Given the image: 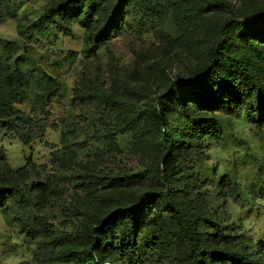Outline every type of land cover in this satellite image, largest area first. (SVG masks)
<instances>
[{"label": "trees", "instance_id": "obj_1", "mask_svg": "<svg viewBox=\"0 0 264 264\" xmlns=\"http://www.w3.org/2000/svg\"><path fill=\"white\" fill-rule=\"evenodd\" d=\"M135 7L150 16L169 9L188 34L189 68L156 94L101 82L98 54ZM8 14L25 40L71 25L84 38V65L69 64L77 81L59 122L58 176L44 182L31 158L12 169L0 151V214L15 215L33 264H264V229L255 236L252 222L225 204L255 210L261 222L264 187L244 200L239 183L216 181L208 165L223 126L248 124L264 142V0H50L37 12ZM38 66L27 44L0 39V125L26 146L45 137L62 90ZM25 102L30 115L16 108ZM124 155L136 165L123 164ZM73 182L72 193L60 188ZM57 201L60 226L33 215Z\"/></svg>", "mask_w": 264, "mask_h": 264}, {"label": "rangeland", "instance_id": "obj_2", "mask_svg": "<svg viewBox=\"0 0 264 264\" xmlns=\"http://www.w3.org/2000/svg\"><path fill=\"white\" fill-rule=\"evenodd\" d=\"M49 2L50 0H7L9 12L17 10L19 14L23 11L28 14L37 12ZM1 3L0 1V39L19 40L27 44L30 55L38 61V67L51 77H56L62 84L61 96L56 99L53 115L49 117L51 127L42 140L26 146L17 136L2 130L0 125V151L5 155L9 166L12 169L21 168L31 158L41 168V178L47 182L48 178L54 180L59 172L55 161L62 146L59 122L71 110L73 88L77 81L73 68H81L85 62L82 54L83 31L78 26L71 25L59 30L45 29L44 34L39 33L33 40L22 39L18 34L20 20L11 19L9 12L3 11ZM186 36L178 32L169 9L162 10L157 16L147 15L138 7L131 9L121 35L98 54L103 69L101 82L113 87L126 83L137 92L156 94L189 68ZM192 40L195 41L196 36ZM21 54L22 51L17 49V56ZM75 57L76 60H73ZM58 61L62 65H58ZM71 62L75 63L74 67L69 66ZM16 108L31 114L30 102L16 104ZM223 128L225 139L221 145L212 143L208 165L218 173L216 181L219 182L220 178L228 175L233 182L240 184L244 200H250L249 193H258L264 187V142L254 136L248 124L236 122L232 130L227 126ZM84 138V134L80 135L79 141H84ZM92 143L85 148V156L79 154L80 160H86V152L90 150ZM121 144L126 146L125 142ZM94 148L92 146V152ZM123 158V164L136 165L133 158L126 155ZM64 187L72 193L76 189V183L60 185V188ZM69 195H65L64 199L69 200ZM225 204L233 218L246 216L253 224L255 236L260 235L264 229V218L261 222L255 221V210L247 212L240 203L231 200H226ZM61 207L60 201H57L41 209V212L34 210L33 215L40 219L46 218L53 226H60L65 218ZM14 217L11 212L0 214V264H33V244L20 231Z\"/></svg>", "mask_w": 264, "mask_h": 264}]
</instances>
